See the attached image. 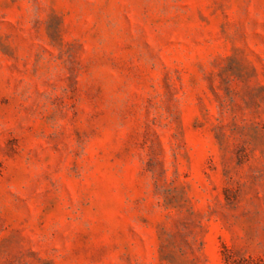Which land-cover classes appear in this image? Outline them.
Masks as SVG:
<instances>
[{"label":"rangeland","instance_id":"1","mask_svg":"<svg viewBox=\"0 0 264 264\" xmlns=\"http://www.w3.org/2000/svg\"><path fill=\"white\" fill-rule=\"evenodd\" d=\"M0 264H264V0H0Z\"/></svg>","mask_w":264,"mask_h":264}]
</instances>
